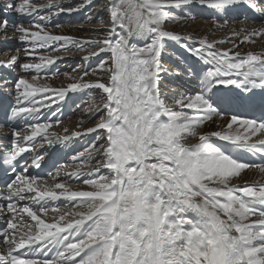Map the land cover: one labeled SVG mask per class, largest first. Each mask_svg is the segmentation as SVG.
<instances>
[{"label": "snow or ice", "instance_id": "obj_1", "mask_svg": "<svg viewBox=\"0 0 264 264\" xmlns=\"http://www.w3.org/2000/svg\"><path fill=\"white\" fill-rule=\"evenodd\" d=\"M94 7L95 0L75 6L71 0H0V34L5 41L18 37L27 44L26 57L38 50L91 48L83 60L99 61L91 72L95 80H85L88 69L76 68L78 77L69 76L75 82L61 88L0 76V91L12 89L4 91V98H15V106L10 103L4 111L10 108V119L24 120L31 129L23 136L13 131L11 146L0 148V165L12 174L0 202L5 221L0 226V264H264V184L233 183L248 169L264 173V51H234L264 39V0H106L108 25L89 29L93 38L46 30L61 14ZM198 7L211 10L213 19L230 13L247 19L251 13L261 27L234 30L227 41L233 48L228 49L217 47L225 41L186 43L194 38L166 30L168 22L194 18ZM13 10L31 17L30 27L11 21ZM136 37L147 42L132 44ZM169 41L192 58L188 63L173 53L199 81L194 94L174 99L178 111L165 103L159 87L161 73L167 71L163 56ZM39 59L18 65L19 57L13 55L0 68L19 66L38 76L63 57ZM85 90L99 96L90 114L99 123L71 136L42 137L52 117L59 123V105L68 93ZM44 116L48 121L39 122ZM214 118L223 122L220 130L201 131L206 122L215 124ZM93 133L89 145L72 157L80 161L76 170L65 173L68 181L74 178L89 190L56 182L59 170L52 176L53 186L41 190L46 182L28 172L29 166L38 169L43 162L40 152L32 151L36 138L67 148L73 138ZM189 137L197 142L188 143ZM25 153L31 155V165ZM249 156L261 162H246Z\"/></svg>", "mask_w": 264, "mask_h": 264}, {"label": "bare ground", "instance_id": "obj_2", "mask_svg": "<svg viewBox=\"0 0 264 264\" xmlns=\"http://www.w3.org/2000/svg\"><path fill=\"white\" fill-rule=\"evenodd\" d=\"M95 1H97L99 4L102 0H95ZM104 1L106 3V0H104ZM94 8L98 9L99 6L95 5ZM100 12L102 13V15L106 14L104 10H99V12L96 15H93V18L98 19L100 17V15H99ZM106 26H107V24H104V23L103 24L96 23L95 25L94 24H88V25H84L83 28H81V29H77V28L74 29L73 28L72 30H70V32H68V34L84 36L87 38H93V34L90 31H88L89 29H101V28H104ZM245 27L249 31H251L254 28L261 27V24L255 23V24H252L250 26V25H247L244 22H242V20H238V21L233 22V23L227 22V24H225V23L216 22V21L206 22V21L199 20L198 18H185V19H178V20H175L173 22H168L165 25L166 30L174 31V32L181 34V35H184V36L191 35L194 38L193 43H195V41H197L199 39H208V40H212V41H225V43L217 45L218 48H224V49L233 48V44L227 42L229 40V38L232 37L233 31L239 30V29H242ZM62 34H64V33H62ZM241 39H242V37H241ZM185 42L189 43L191 41H185ZM234 51L240 52L241 55L246 54L248 51H252V52L264 51V39L256 38L255 43H245V44L241 45L239 48H235ZM171 65L172 64H169V66H171ZM78 75H79V73L72 75V76L78 77ZM89 78L95 79V77H92V76H90ZM171 78H169L165 82H163L161 87L164 89H167V91H163V93H165L167 96L165 98V100H168L169 101L168 104L171 105V106H169V108L171 107L170 109H172L174 111H178L179 110L178 106L173 102L174 100H171V98L172 99L177 98L179 95L177 96L174 94L181 93L182 88L179 86L177 79H173L170 81ZM86 79H88V78H86ZM36 82L39 85L51 84V83L47 82L46 80H36ZM59 82L63 83V84H68V83L73 82V81L70 80L68 77L65 80L59 79L58 83ZM185 111H189V110H185ZM214 119L216 120L215 124H213L211 121L206 122V124L202 127L201 131L220 130L218 128V125H222L223 122L221 120H219V118H214ZM71 124H74L73 126L71 125L72 127H75L77 125L75 122H71ZM79 126L81 127V125H79ZM69 132H70V130H69ZM187 142L190 144H194L197 142V140L195 138L189 137L187 139ZM233 183L236 185H243L245 183H264V173H260L258 169H248V170H245V172L242 173L240 177L235 178L233 180ZM83 190H89L88 186L83 188ZM250 219L255 220L254 217H250Z\"/></svg>", "mask_w": 264, "mask_h": 264}, {"label": "rangeland", "instance_id": "obj_3", "mask_svg": "<svg viewBox=\"0 0 264 264\" xmlns=\"http://www.w3.org/2000/svg\"><path fill=\"white\" fill-rule=\"evenodd\" d=\"M103 5H104V4H100V6H101L102 8H103ZM93 9H94V8H93ZM91 11H92V10H91ZM94 15H96V14L94 13ZM104 17H106V16H104ZM92 24L95 25L96 23H92ZM86 25H87V24H86ZM81 31H82V30H81ZM161 90H162V92H163V91H167V89H164V88H162V87H161ZM174 95H177V96H178V95H181V93H177V94H174ZM161 97H162L163 100H165V99L163 98V96H161ZM171 100H174V99L171 98ZM167 105H168V106H171L170 104H167ZM69 121H70V123H71V122H74L73 120H69ZM98 122H99V121H98Z\"/></svg>", "mask_w": 264, "mask_h": 264}]
</instances>
